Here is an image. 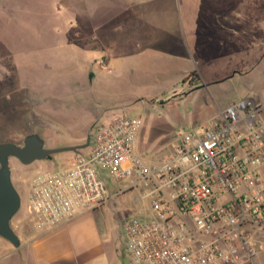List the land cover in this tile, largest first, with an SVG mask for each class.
<instances>
[{"label": "rangeland", "instance_id": "rangeland-1", "mask_svg": "<svg viewBox=\"0 0 264 264\" xmlns=\"http://www.w3.org/2000/svg\"><path fill=\"white\" fill-rule=\"evenodd\" d=\"M245 4L239 24L206 23L202 9L190 8L189 15L181 9L179 22L165 26L173 33L160 29L157 39H144L143 23H109L98 32L114 49L107 53L86 46L95 25L79 20L67 0H0V142L22 144L35 132L49 148L79 145L98 122L124 115L142 119L135 150L151 161L164 155L177 130L230 100H264V0ZM154 57L173 62L172 68ZM185 59L190 67L182 76ZM260 116L264 122V110ZM74 154L57 152L29 164L10 157L18 211L27 210L31 177L67 165ZM125 184L109 182L111 196L96 211L109 246L117 241L120 254L123 220L142 212L136 190L113 194ZM116 257L100 264H127Z\"/></svg>", "mask_w": 264, "mask_h": 264}, {"label": "built area", "instance_id": "built-area-1", "mask_svg": "<svg viewBox=\"0 0 264 264\" xmlns=\"http://www.w3.org/2000/svg\"><path fill=\"white\" fill-rule=\"evenodd\" d=\"M263 110L254 96L232 99L177 130L151 161L135 150L142 119L98 122L67 165L31 177L26 208L50 229L102 206L109 182L126 181L113 194L136 190L143 209L122 222L129 264H251L264 249Z\"/></svg>", "mask_w": 264, "mask_h": 264}, {"label": "crops", "instance_id": "crops-1", "mask_svg": "<svg viewBox=\"0 0 264 264\" xmlns=\"http://www.w3.org/2000/svg\"><path fill=\"white\" fill-rule=\"evenodd\" d=\"M67 1L69 6L78 9L79 20L88 18L95 25L93 37L85 38L87 39L86 46L95 50L100 48L107 53L114 49L110 46L107 38L98 35V32L103 29L108 30L109 23H117L122 26H126L128 23H143L144 39H157L159 38L157 34H162L160 29L170 35L173 33L172 29H166L165 26L179 22L183 13L181 9L186 15L190 8L202 9L206 23L239 24L246 20L243 8L247 6L246 0ZM119 28L123 29V27ZM154 62L160 63L156 57H154ZM171 63L173 62L167 61V63L160 64H166L172 68ZM181 64L183 70L180 72L184 76L189 72L190 64L188 59H185V62ZM263 169L264 164L260 168L261 176L264 174ZM100 207L85 211L50 229L38 227L28 210L18 211L10 223L20 244L18 247H14L7 239L0 236V264H100L105 259L110 261L114 254L118 261L122 256L129 264L124 251V241L120 243L121 254L118 251L119 243L117 241L114 240L109 246L108 233L96 214ZM142 213L143 209L140 214ZM251 264H264V249L258 252Z\"/></svg>", "mask_w": 264, "mask_h": 264}, {"label": "water", "instance_id": "water-1", "mask_svg": "<svg viewBox=\"0 0 264 264\" xmlns=\"http://www.w3.org/2000/svg\"><path fill=\"white\" fill-rule=\"evenodd\" d=\"M90 134L84 143L66 147L49 148L38 133L27 134L22 144L12 141L0 142V236L7 239L14 247L20 244L19 238L11 227V219L21 206V196L16 189L9 164L10 157H16L23 164H29L35 160L50 159L52 154L62 151H78L89 145Z\"/></svg>", "mask_w": 264, "mask_h": 264}]
</instances>
